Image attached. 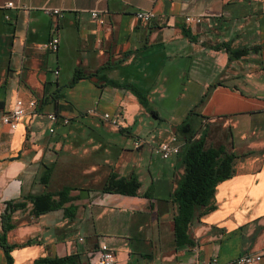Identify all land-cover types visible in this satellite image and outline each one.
Wrapping results in <instances>:
<instances>
[{
  "label": "crops",
  "instance_id": "0c3cea01",
  "mask_svg": "<svg viewBox=\"0 0 264 264\" xmlns=\"http://www.w3.org/2000/svg\"><path fill=\"white\" fill-rule=\"evenodd\" d=\"M139 11L156 16L140 22ZM55 30L60 46L51 52L44 44ZM225 43L247 55L231 59ZM77 70L86 77L73 83ZM111 81L147 94L153 113ZM17 100L36 107L12 129L2 117ZM183 101L190 106L179 113L152 105ZM91 132L104 137L77 138ZM192 132L240 158L235 175L217 186V209L200 217L198 208L189 243H179L172 194ZM173 134L181 152L163 160L155 149ZM135 140L144 141L138 149ZM111 173L137 178L140 190L104 192ZM64 186L75 189L68 206L39 217L30 205L14 213L7 234L18 246L13 264L71 255L93 264L101 242L115 264L227 262L246 254L262 255L264 264V1L0 0V216L8 201Z\"/></svg>",
  "mask_w": 264,
  "mask_h": 264
},
{
  "label": "trees",
  "instance_id": "16d2710c",
  "mask_svg": "<svg viewBox=\"0 0 264 264\" xmlns=\"http://www.w3.org/2000/svg\"><path fill=\"white\" fill-rule=\"evenodd\" d=\"M223 48L231 59L247 55L245 48L233 49L227 43L223 45ZM84 77L86 75L77 70L72 82L74 83ZM111 84L130 89L139 99L140 104L151 110L147 94H144L140 89L130 84L122 85L114 81H111ZM187 125L188 121H185V128H182L183 133H185L184 130L188 127ZM196 135L195 132H192L186 138V146L181 154L179 153L184 173L172 194L173 201L179 206L175 218V234L179 243H189L187 230L198 208L203 209L199 215L200 217L217 209L215 201L217 186L235 175V166L240 158L236 153L227 150L223 146L208 145L204 138L198 139ZM11 160H14V158ZM41 180L42 184L47 187L49 174H45ZM140 188L141 183L137 178H119L117 174L111 173L104 183L103 191L134 196ZM74 190L71 186H64L60 190H46L40 195H29L24 200L5 203V208L1 212L0 224V248L5 254V264H13L11 252L18 247L17 245H11L7 239L8 232L15 228L14 213L30 205L31 215L39 217L45 213L66 207L73 201L71 194ZM76 262L77 257L71 255L60 258L40 257L32 264H76Z\"/></svg>",
  "mask_w": 264,
  "mask_h": 264
},
{
  "label": "built area",
  "instance_id": "2783aa9c",
  "mask_svg": "<svg viewBox=\"0 0 264 264\" xmlns=\"http://www.w3.org/2000/svg\"><path fill=\"white\" fill-rule=\"evenodd\" d=\"M7 7H12V3H8ZM45 11L51 15H60V11L56 9H45ZM92 16L94 18H97L98 12L93 11ZM155 16L156 13L154 11H139L135 14L137 20L145 23L150 22L152 19L155 18ZM187 21L188 22L195 21L196 23H199L200 19L193 20L191 18H187ZM59 46H60V37L58 32L55 30L50 40L46 44H44V48L51 52H57L59 50ZM56 74H58V72H56ZM35 107H36L35 101H30L29 103H25L22 100H17L14 103L11 111L3 115L2 122L5 125H8L10 128L14 129L19 123V121L24 116H26L28 111L30 109H35ZM48 118L52 123H56L59 120V117L55 113H50L48 115ZM103 119L111 123L113 126L119 128L118 119L111 116L110 114L105 113L103 115ZM69 122L70 120L68 118L62 119V123L65 125L69 124ZM143 142H144L143 140H135L133 145L136 149H138ZM155 151L157 155H159L160 158L163 160H167L174 155H179V153L181 152V145L179 138L177 137L176 134L171 135V137L167 141L161 143L155 149ZM0 224H1V216H0ZM80 241H83V238H80ZM261 261H262V255L260 254H246L227 262H221L217 258H213L211 260L196 261L191 264H261ZM115 263H116V255L114 251L109 247L107 243L101 242L99 244L98 253L95 256L93 264H115Z\"/></svg>",
  "mask_w": 264,
  "mask_h": 264
},
{
  "label": "rangeland",
  "instance_id": "374dc122",
  "mask_svg": "<svg viewBox=\"0 0 264 264\" xmlns=\"http://www.w3.org/2000/svg\"><path fill=\"white\" fill-rule=\"evenodd\" d=\"M192 104L197 105L199 103H197V104L196 103H192ZM152 105L154 107L158 108L159 110H161V112H164L165 111L166 113H170V111H171V112H177V113H179L186 106H190V103H187V102H184V101L183 102H172V103H170V102H156V103H153ZM118 133H120V132H118ZM96 134H101V133L96 132L95 135L92 132L91 133H88L87 135H81V134H79L77 138L79 140H83L84 141V140H89L92 137L95 138V140H96V138H99V137H102L103 138L104 137L102 134H101L102 136L96 135ZM121 137H109V139H106V140L109 141V142H111L113 140H121Z\"/></svg>",
  "mask_w": 264,
  "mask_h": 264
}]
</instances>
